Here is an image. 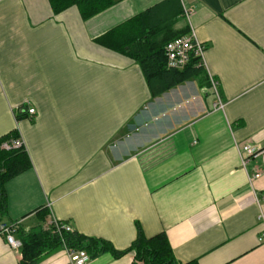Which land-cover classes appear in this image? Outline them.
I'll list each match as a JSON object with an SVG mask.
<instances>
[{"label":"crops","instance_id":"1","mask_svg":"<svg viewBox=\"0 0 264 264\" xmlns=\"http://www.w3.org/2000/svg\"><path fill=\"white\" fill-rule=\"evenodd\" d=\"M149 12L205 48L203 72L158 95L119 48ZM3 140L31 165L5 182L0 224L56 220L111 247L87 264H142L140 235L178 264H264V0H119L89 20L0 0ZM244 144L262 155L244 165ZM21 260L0 235V264ZM68 263L62 247L37 264Z\"/></svg>","mask_w":264,"mask_h":264},{"label":"trees","instance_id":"2","mask_svg":"<svg viewBox=\"0 0 264 264\" xmlns=\"http://www.w3.org/2000/svg\"><path fill=\"white\" fill-rule=\"evenodd\" d=\"M49 1L56 13L76 6L82 18L89 20L113 7L119 0ZM130 23L126 34L123 36L121 34V37H119L120 42L130 38L128 41L130 43L119 48L123 54L131 57L141 67L153 95L161 94L203 72L200 60L197 58H193L182 71H174L167 68L165 53L167 44L187 35L186 32L174 34L170 24L156 21V18L150 12L139 16ZM9 141L11 140L0 142V214H3L5 210V182L25 171L31 165L27 154L23 150H1V146ZM16 233L19 234L22 245V260L19 264H37L43 257L64 247V245L77 250H85L92 256L111 250V247L102 240L74 234H64L60 238V236L53 233V229L50 227L46 229L43 226H39L32 229L29 233H24L23 230L18 229ZM130 251L135 252L137 260L142 264H178L164 235L150 239L140 235ZM118 255H122V253Z\"/></svg>","mask_w":264,"mask_h":264},{"label":"built area","instance_id":"3","mask_svg":"<svg viewBox=\"0 0 264 264\" xmlns=\"http://www.w3.org/2000/svg\"><path fill=\"white\" fill-rule=\"evenodd\" d=\"M192 14V10H186L185 15L186 18H190ZM204 45H202L197 37L196 34L192 31L189 35L182 36L177 38L167 44L165 48L166 59H167V67L170 70L174 71H182L184 70L193 58H197L200 60L201 66L203 65L204 59ZM213 90L216 92V85L213 84ZM220 107L223 108V105L220 104ZM28 114L33 116L35 115V110L31 109L28 111ZM23 148V143L19 140L9 141L4 143L1 146L2 151H11V150H20ZM240 152L242 154L244 165L250 160V158H258L262 155L263 151L250 145L244 144L239 147ZM260 177V173L258 172L252 179H256ZM264 225V216L261 217ZM53 229V233L57 236H62L64 234H72V228L69 225L63 224L58 221H52L49 226ZM17 230V226L15 225H6L0 224V235L6 237L8 244L15 250L21 249V242L17 241L14 237V233ZM264 238V233L263 236ZM63 240V239H62ZM65 243V242H64ZM66 248L68 255H69V263L68 264H87L90 259L91 255L85 250H77Z\"/></svg>","mask_w":264,"mask_h":264}]
</instances>
